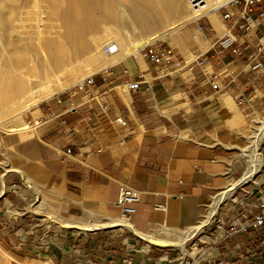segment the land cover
<instances>
[{"label":"crops","instance_id":"crops-1","mask_svg":"<svg viewBox=\"0 0 264 264\" xmlns=\"http://www.w3.org/2000/svg\"><path fill=\"white\" fill-rule=\"evenodd\" d=\"M217 11L195 22L211 42L204 50L189 30L174 33L162 63L139 50L92 74L85 88L52 94L28 125L19 117L7 124L13 131L0 130V245L10 256L36 264L125 257L133 264H264V225L228 233L264 199V154L252 178L194 231L247 168L237 146L258 126L248 125L257 123L249 116H264V68L249 62L264 42V17L248 37ZM223 27L236 42L219 49ZM122 185L139 191L128 227L116 205Z\"/></svg>","mask_w":264,"mask_h":264},{"label":"bare ground","instance_id":"bare-ground-1","mask_svg":"<svg viewBox=\"0 0 264 264\" xmlns=\"http://www.w3.org/2000/svg\"><path fill=\"white\" fill-rule=\"evenodd\" d=\"M223 1L201 0L194 5L196 7H193L190 0H178V2L176 0H80V10L75 13L65 0H58L55 5H51L50 0H0V33L16 32L19 34V41L25 44L28 52L35 55L36 52L42 51L47 54L53 52L51 49L55 43L52 31L55 29L57 19L52 17V10L56 8L60 14L67 12L68 19L63 24V35L72 51L90 52L82 58L81 67L73 73L70 80L62 84L57 90L59 91L110 63L129 55H137L143 47L178 33L181 28L200 17L212 16ZM156 21L163 27L154 29ZM97 26L99 27L97 32L89 34L88 38L84 36L87 31ZM4 43L12 50L8 53L4 45L0 47V116L8 108L17 106L18 110L12 118H19L24 110L35 105L39 99L29 97L32 91L29 92L27 83L23 84L22 73H19L21 62L31 57L25 52H20V48L12 47L14 41L0 38V45ZM105 45L113 46L112 51H105ZM27 62L26 67L30 77L38 79L40 76L37 72H41V64L35 60ZM52 74L55 75V72ZM46 84L39 82L41 87ZM18 94L20 98L10 105L9 101L16 98V95L18 97ZM249 121L257 122L258 126L252 139L248 140V145L241 148L247 168L237 181L214 200L213 207L194 227V231L207 224L210 215L217 210L218 204L230 196L232 189L238 183L251 179L262 166L259 150L264 137V116L258 118L257 115H251Z\"/></svg>","mask_w":264,"mask_h":264},{"label":"rangeland","instance_id":"rangeland-1","mask_svg":"<svg viewBox=\"0 0 264 264\" xmlns=\"http://www.w3.org/2000/svg\"><path fill=\"white\" fill-rule=\"evenodd\" d=\"M176 1L178 2V0H176ZM50 2H51V5H55L58 2V0H50ZM79 2H80V0H65V3L66 4L68 3V6L70 7V9L75 13H78L80 10L79 9ZM238 6H240V5H238ZM234 8L239 9V7H234ZM216 11L217 10H215V12ZM66 14H67V12L64 14H60L56 10V8H53V10H52V17H55L57 19V21L55 22V29H53V31H52V35L54 37L55 43L51 49L53 52H48L47 54L43 53L42 51L36 52L35 55L28 52L27 51L28 48L25 46V44L23 42L19 41L20 40L19 36H18L19 34L16 32L15 33L14 32H5L3 34L0 33L1 39L3 38L4 40L14 41L15 43L13 44L12 47H15L17 49L20 48V52H22V53L25 52L26 54H28L31 57V58H28L27 60H24L23 62H21V64H20L21 70L19 71V73L20 72L22 73L21 80H23V84L27 83L29 86V92L32 91V94L29 97L39 98L35 105L24 110L19 116L20 121L22 123L27 124V125H28V121H30L31 111L36 109L37 106L40 105L43 101H45V100L51 98V96L57 94V92H58L57 90L59 88H61L62 84L66 83L68 80H70L73 77L72 76L73 73L81 67L82 58L85 57L90 52V51L85 50V51H81L80 53H74V51H72L69 42H67L66 38L63 35V29H64L63 24H64L65 20L68 19V16ZM218 16H219V19L221 21V19H222L221 12H218ZM205 18L206 17H203V19L202 18L200 19L201 23L204 22ZM195 22L193 21L191 23H188L186 26L181 28V30L179 32H181L183 30H189L190 31L189 35H190L191 39L193 40V42L197 43L201 50H204L205 48H207L209 46V44L211 42L209 40H207V37L202 36V34H201L200 30L198 29ZM155 27L156 28H154V29H159L163 26L161 23L158 24V21H156ZM98 28L99 27L97 26V27H94L93 29H90L89 31H87L84 34V36L86 38H88V35L97 32ZM222 31H224V27L220 30V32H222ZM208 36H210V35H208ZM167 40L171 41L170 36H168V38L157 40L155 43H152V46L158 45L159 49H165V42ZM170 44L172 47L176 48L177 44L175 42H170ZM3 45L6 47V50L8 51V53H10L12 48H10V46H7L6 43L1 44L0 47H2ZM4 58H7V57L4 56ZM28 60L29 61L35 60L39 64H41L42 70L40 73L37 72L38 76H40L38 79L34 78V77H30V74L27 71L28 67H26L28 65V62H27ZM52 72H55V75H53ZM95 72H97V71H95ZM95 72H93L92 74H94ZM92 74H90V75H92ZM53 76H56V77H53ZM39 82H46L47 84H46V86L41 87V85H39ZM76 82L77 81H75V83ZM72 85L69 86L68 88L66 87V89H64V90H67L70 88L74 89V87H72ZM29 97H27V98H29ZM18 98H20L19 94H18V97L16 95V98L10 100L9 104L12 105V103L17 101ZM17 110H18L17 106L16 107H10L0 116V130L13 131L7 127V124L11 120L14 119V118H12V116ZM262 115H264V114H262ZM10 125H12V124H10ZM248 125L250 127H254L255 125H258V124L257 123H248ZM247 133L249 136H251L253 134V129H252V131H251V129H248ZM262 142L263 143L260 145L259 151L263 155L264 154V151H263L264 140ZM248 143H249L248 140H243L242 143L239 146H237L238 153L240 156L242 155L240 148L245 147L246 145H248ZM242 157L243 156H241V159L243 160ZM245 161H244V163L247 166V162H245ZM232 198H234V196L229 197L228 200H231ZM225 200H227V199H225ZM225 200H223L222 203ZM0 264H36V263L24 262V261L17 260V258L10 256L6 252V250L0 245ZM37 264H41V263H37Z\"/></svg>","mask_w":264,"mask_h":264},{"label":"built area","instance_id":"built-area-1","mask_svg":"<svg viewBox=\"0 0 264 264\" xmlns=\"http://www.w3.org/2000/svg\"><path fill=\"white\" fill-rule=\"evenodd\" d=\"M201 0H190V4L193 7L194 5L200 3ZM203 5V4H201ZM240 5V6H238ZM239 7L237 11L234 13L231 11V8ZM215 10H219L217 12H221V16L224 20H231V27L236 26L244 35L250 37L251 32L255 28L259 19L264 17V0H224L219 4L218 8ZM256 12L253 15V12ZM203 17L198 18L196 21L200 20ZM231 27L225 29L224 34L217 39L216 45L219 49H226L231 47L236 42L235 35L231 32ZM262 38V37H261ZM260 39V37H258ZM113 47V46H112ZM111 45H105V51H112ZM141 54L148 58L151 62L155 64H160L163 60L169 58L172 54L171 48L159 49L158 46H152V44L143 47L140 50ZM264 55V42H260L256 50L249 55V62H253V69H263L264 62L262 60V56ZM195 60H198L195 59ZM194 61V60H193ZM199 64H202V60L198 61ZM92 82V75H88L77 81L72 85L74 88L83 89L88 84ZM130 88L137 87V83L131 82L128 84ZM246 97H250V92L245 93ZM245 100L244 95H239L237 97L238 103H243ZM105 109L106 106L103 105ZM115 121L121 125L125 126L127 124L126 120L123 117L115 118ZM139 199V191L135 188H132L128 185H122L119 188V192L116 198V205L119 208L120 212V224L126 227L129 226V218L135 212L134 204ZM258 210L251 214V216L244 217V220L232 221L228 227V233H238L244 232L248 229V227H261L264 225V199H260L257 204ZM251 219L249 223L246 221ZM108 264H133L130 257L122 258L118 261L110 262Z\"/></svg>","mask_w":264,"mask_h":264}]
</instances>
